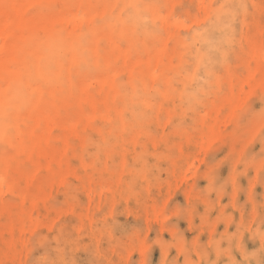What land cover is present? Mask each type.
<instances>
[{
  "label": "rangeland",
  "instance_id": "obj_1",
  "mask_svg": "<svg viewBox=\"0 0 264 264\" xmlns=\"http://www.w3.org/2000/svg\"><path fill=\"white\" fill-rule=\"evenodd\" d=\"M0 11V264H264V0Z\"/></svg>",
  "mask_w": 264,
  "mask_h": 264
},
{
  "label": "bare ground",
  "instance_id": "obj_2",
  "mask_svg": "<svg viewBox=\"0 0 264 264\" xmlns=\"http://www.w3.org/2000/svg\"><path fill=\"white\" fill-rule=\"evenodd\" d=\"M2 12V11H0ZM2 13H0V39H9L13 37L11 30L15 26L14 22H9L7 18L4 16H1ZM256 264H260L257 262Z\"/></svg>",
  "mask_w": 264,
  "mask_h": 264
}]
</instances>
